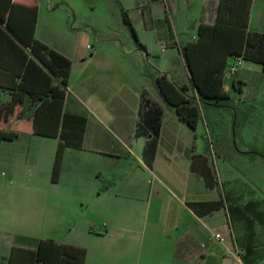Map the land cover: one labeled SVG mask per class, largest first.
<instances>
[{"label": "rangeland", "instance_id": "obj_1", "mask_svg": "<svg viewBox=\"0 0 264 264\" xmlns=\"http://www.w3.org/2000/svg\"><path fill=\"white\" fill-rule=\"evenodd\" d=\"M120 1L131 7L132 0H35L37 36L69 51L73 66L68 88L95 91L88 84L98 73L96 67L108 63L109 67L115 65L119 85L139 94L146 89L150 95H160L155 77L164 73L174 83L186 85L187 95L194 97L182 48L197 35L205 0H175L171 12L178 29L166 32L168 36L158 37L152 29L143 30V22L134 16L139 34L134 27L145 48L135 41L124 22ZM131 13L134 15L129 10ZM78 49L88 52L86 58L77 57ZM97 49L99 56L90 59ZM234 62L230 59L229 65ZM238 70L244 80L239 78L233 83L224 78L228 99L199 102L202 113L195 133L198 151L206 152L209 127L214 144L210 161L222 183L233 225L241 232L239 235L247 237L250 263L264 264V66L244 59ZM92 126L85 149L68 147L64 151L56 181L52 170L58 137L21 134L17 141L3 147L0 205L9 209L11 217L13 212L18 214L16 221L26 231L59 228L67 233L79 229L106 233L114 215L129 216L122 207V212H113V200L119 194L121 206H128L132 198L125 184L146 176L144 165L128 153L121 160L105 155L103 151L111 149L92 137L94 123ZM141 143L135 149L138 157ZM148 192L149 187L143 186L144 200L134 214L140 232L136 242L129 239L134 246L128 250L124 264H142L145 257L140 242L142 228L149 221L145 212ZM1 242L4 246L5 237Z\"/></svg>", "mask_w": 264, "mask_h": 264}, {"label": "crops", "instance_id": "obj_2", "mask_svg": "<svg viewBox=\"0 0 264 264\" xmlns=\"http://www.w3.org/2000/svg\"><path fill=\"white\" fill-rule=\"evenodd\" d=\"M12 1L27 5L35 4V0ZM120 3L121 10L122 7L125 10L128 9V14L129 10L134 11V15L131 13L129 16L138 34L140 28L135 23V17L143 22L141 23L143 30L152 29L156 31L158 37L168 36L169 31L174 32L178 29L171 12V7L176 5L175 0H132L131 7H127L122 1ZM218 3L219 0H205L200 23L214 22ZM0 14L3 15V20L0 19V22L5 24L8 18V7H0ZM164 20L169 22L168 25L166 22L160 23ZM249 30L264 32V0L253 1ZM35 35L49 47L69 57V51L50 45L45 39L38 37L37 26ZM24 48L30 54L29 48ZM162 49H165L164 45ZM87 53L78 49L76 55L78 58H86ZM98 56L99 49L91 53L90 59H96ZM96 68L98 73L92 78V83L88 84L95 91L90 93L82 89L68 88L72 74L71 68L66 87L65 110L84 114L88 118L84 146L78 150L86 148L85 141L94 123L92 137L111 149L103 151L105 155L121 160L128 153L142 161L146 176H142L143 180L138 179L125 184L132 198L128 206H121L122 198L119 194L113 200V212L120 213L127 210L129 216L122 218L114 215L106 233L93 234L80 229L67 233L62 229L60 231L59 228L26 231L22 224L16 221L18 214L13 212L11 217L9 209L0 205V264H8V257L13 246H28L24 241H20L19 237H31L37 240L51 238L58 243L83 247L87 250L85 264H124L127 261L128 250L134 246L129 239L132 238L136 242L137 234L140 232L139 226H136L134 214L140 201L144 200L141 191L145 185L149 187L145 209L146 218L149 221H146L142 228L144 236L140 243L141 248L146 251L142 264H253L254 262L250 263L251 259L248 258L249 244L247 245L245 241L246 236L243 233L239 235L241 232L233 225L221 181L218 178L219 186L211 189L204 179L190 168L193 154H204L209 161L214 156V144L209 134V127H207V151H198L200 144L195 130L178 116L174 107L165 102L161 95H150L144 89L142 93L145 92L146 98L157 102L164 112L160 123L155 161L152 167L147 166L143 160L142 151L149 135H136L140 122L139 109L142 93H137L131 87L119 85L115 76V65L109 67L108 63H101ZM227 78L234 83L239 78L244 80V75L238 70L236 75L227 76ZM54 84H60L59 80L54 79ZM175 84L179 87L183 86L176 82ZM224 88L229 91L227 86L224 85ZM194 95L192 99L199 103V94L195 88ZM188 97L191 98V96ZM19 112L24 117H19ZM31 115L32 112L29 111L24 95L0 88V128L18 133L14 140H5L1 143L0 160L3 156L1 152L3 147L8 145L6 143L17 141L21 134L39 135ZM141 141L143 143H141L138 157L135 149ZM211 165L214 167L212 163ZM214 169L216 170L215 167ZM217 200H223L224 206L203 214L197 213L190 205ZM216 233L222 234L226 240L220 242L215 239ZM3 237H5L4 246L1 242Z\"/></svg>", "mask_w": 264, "mask_h": 264}, {"label": "trees", "instance_id": "obj_3", "mask_svg": "<svg viewBox=\"0 0 264 264\" xmlns=\"http://www.w3.org/2000/svg\"><path fill=\"white\" fill-rule=\"evenodd\" d=\"M254 0H219L213 23L201 22L197 35L182 48L193 87L200 101L220 102L229 98L224 88V72L230 59L242 57L264 66V32L249 30V20ZM0 7H8L5 24L0 22V88L24 95L31 117L39 135L58 137L59 144L53 164L56 181L67 147L82 148L88 118L86 115L65 110L66 87L72 68V60L37 39L38 20L36 4L27 5L0 0ZM124 22L135 41L141 44L133 22L122 7ZM29 48L30 54L25 51ZM58 79L60 84H54ZM235 83V82H234ZM156 87L178 116L196 130L201 118L200 104L187 96V86H177L166 74L155 77ZM139 109L140 122L136 135L147 134L142 156L145 164L152 167L158 146L163 108L142 93ZM19 117L22 113L19 112ZM18 133L0 128V145L14 140ZM190 168L200 175L206 185L219 186L216 170L209 158L200 153L192 156ZM199 214L220 209L223 200L191 203ZM28 246H13L8 264H85L87 250L83 247L58 243L54 239L37 240L19 237Z\"/></svg>", "mask_w": 264, "mask_h": 264}, {"label": "built area", "instance_id": "obj_4", "mask_svg": "<svg viewBox=\"0 0 264 264\" xmlns=\"http://www.w3.org/2000/svg\"><path fill=\"white\" fill-rule=\"evenodd\" d=\"M242 60H243L242 57H238L235 59V62L232 65H228L227 68L225 69L224 77L236 75L238 68L242 63ZM214 238L219 240L220 242H224L226 240V238L220 233H216L214 235Z\"/></svg>", "mask_w": 264, "mask_h": 264}]
</instances>
